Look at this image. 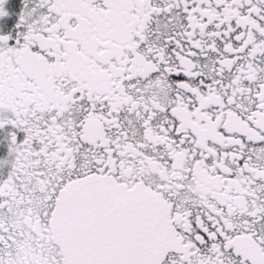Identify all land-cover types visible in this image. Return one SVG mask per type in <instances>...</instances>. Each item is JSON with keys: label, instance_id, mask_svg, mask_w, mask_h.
Returning a JSON list of instances; mask_svg holds the SVG:
<instances>
[{"label": "snow or ice", "instance_id": "6c2138e0", "mask_svg": "<svg viewBox=\"0 0 264 264\" xmlns=\"http://www.w3.org/2000/svg\"><path fill=\"white\" fill-rule=\"evenodd\" d=\"M0 264H264V0H0Z\"/></svg>", "mask_w": 264, "mask_h": 264}]
</instances>
